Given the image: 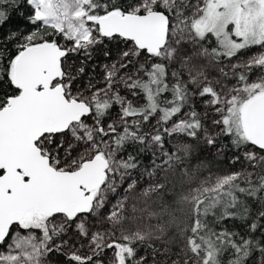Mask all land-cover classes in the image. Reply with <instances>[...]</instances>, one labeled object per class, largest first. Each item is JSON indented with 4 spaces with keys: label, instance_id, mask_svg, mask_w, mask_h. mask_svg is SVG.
I'll use <instances>...</instances> for the list:
<instances>
[{
    "label": "snow or ice",
    "instance_id": "snow-or-ice-1",
    "mask_svg": "<svg viewBox=\"0 0 264 264\" xmlns=\"http://www.w3.org/2000/svg\"><path fill=\"white\" fill-rule=\"evenodd\" d=\"M0 264H264V0H0Z\"/></svg>",
    "mask_w": 264,
    "mask_h": 264
},
{
    "label": "trees",
    "instance_id": "trees-1",
    "mask_svg": "<svg viewBox=\"0 0 264 264\" xmlns=\"http://www.w3.org/2000/svg\"><path fill=\"white\" fill-rule=\"evenodd\" d=\"M19 23H22V21H19L17 19H13V21H12V27H15ZM4 30L6 31L7 30V27Z\"/></svg>",
    "mask_w": 264,
    "mask_h": 264
}]
</instances>
